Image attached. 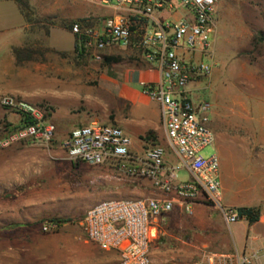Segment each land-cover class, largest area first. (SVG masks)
I'll return each instance as SVG.
<instances>
[{
	"label": "rangeland",
	"instance_id": "374dc122",
	"mask_svg": "<svg viewBox=\"0 0 264 264\" xmlns=\"http://www.w3.org/2000/svg\"><path fill=\"white\" fill-rule=\"evenodd\" d=\"M65 1L73 0H0V264L115 263V252L86 239L83 212L104 199L138 198L141 189L140 176L74 162L60 146L73 126L116 123L109 83L138 61L129 48H112L98 60L53 49L73 51V35L60 28L73 21L65 17ZM209 40L212 70L191 84L212 103L215 140L201 155H218L220 182L231 189L238 172H256L264 183V0H221ZM15 47L32 48L35 59L17 63ZM5 95L41 110L56 126L54 140L7 142L23 113L3 106ZM127 136L140 155L139 141ZM157 145L177 179H191L177 167L165 136ZM169 193L176 198L159 219L150 245L152 264H190L203 255L221 254L228 224L220 210L202 191L187 199ZM61 219L68 221L41 230L43 222Z\"/></svg>",
	"mask_w": 264,
	"mask_h": 264
},
{
	"label": "built area",
	"instance_id": "2783aa9c",
	"mask_svg": "<svg viewBox=\"0 0 264 264\" xmlns=\"http://www.w3.org/2000/svg\"><path fill=\"white\" fill-rule=\"evenodd\" d=\"M118 12L103 19L90 17L72 22L78 56L98 60L108 48H132L159 72L153 85L142 83L149 99L158 101L168 147L191 179L178 180L175 168L163 170L162 150L153 144L142 153L131 151V140L117 125L93 122L72 127L60 140L66 157L89 165H107L124 172L155 177L165 192L193 198L202 191L230 225L238 219L235 208L221 204L220 161L217 154L201 155L214 144L210 126L212 103L192 87L212 70L211 42L221 0H99ZM1 104L16 108L33 121L10 132L6 141L30 139L40 144L54 140L56 126L35 106L5 95ZM175 181L176 185L171 186ZM176 197L114 198L101 200L83 212L80 225L86 239L103 251L115 252L113 264H152L150 245L159 219L172 210ZM55 221L43 222L51 231ZM190 264H256L245 255L207 254Z\"/></svg>",
	"mask_w": 264,
	"mask_h": 264
},
{
	"label": "crops",
	"instance_id": "0c3cea01",
	"mask_svg": "<svg viewBox=\"0 0 264 264\" xmlns=\"http://www.w3.org/2000/svg\"><path fill=\"white\" fill-rule=\"evenodd\" d=\"M64 10L65 17L73 21L85 17L103 19L118 12L115 6L103 4L99 0L65 1ZM80 10L83 12L74 14ZM66 30L73 35V51L67 52L52 48L64 54L75 53L78 56L75 50V35L70 30ZM112 48H108L105 53H112ZM132 50L137 53L138 61L132 62L128 68L122 71L119 78L111 80L108 88L110 93L114 95V120L116 123L112 124L119 126L127 135L138 140V146L143 151L153 144H158V140L165 136L160 103L149 99L142 85V83L147 85L157 83L160 75L152 64L140 56L137 50ZM93 122L97 121L87 124ZM131 151L135 152L132 147ZM261 166L262 163L259 164V167ZM169 167L165 165L163 170ZM255 167L256 164L251 168L254 169ZM257 176L256 172L253 174L238 172L237 175L234 174L233 176L237 184L232 189L226 183L221 184L222 206L235 209L238 207L259 208L257 221L249 223L245 217H241L235 223L227 225V230L221 240V254L245 255L256 264H264V183ZM160 177H162V173L155 177L140 176L139 197L164 199L172 196L171 193L162 191L158 184L161 180Z\"/></svg>",
	"mask_w": 264,
	"mask_h": 264
},
{
	"label": "trees",
	"instance_id": "16d2710c",
	"mask_svg": "<svg viewBox=\"0 0 264 264\" xmlns=\"http://www.w3.org/2000/svg\"><path fill=\"white\" fill-rule=\"evenodd\" d=\"M72 22L64 24L63 27L66 29H70ZM77 49H78V46H77V41L75 39V50H77ZM34 53H35V51L32 48H27V47L26 48H24V47L23 48H16V47L13 48V54H14V57H15V60L17 63H21L23 61L34 60L35 59L33 56ZM105 59H106V61L109 60L108 57H106ZM32 122L33 121L30 119V117L23 114L21 117V123H20L19 128L25 126L28 123H32ZM236 210H237L239 218L245 217L249 223H253V222L258 220V217H259V208L258 207H238V208H236ZM51 221H55L59 224L61 222L68 221V219L51 220Z\"/></svg>",
	"mask_w": 264,
	"mask_h": 264
}]
</instances>
